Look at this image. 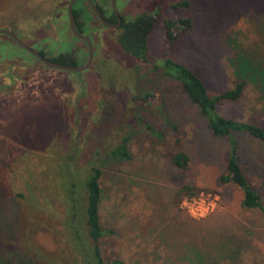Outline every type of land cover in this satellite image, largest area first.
I'll list each match as a JSON object with an SVG mask.
<instances>
[{"label":"rangeland","instance_id":"rangeland-1","mask_svg":"<svg viewBox=\"0 0 264 264\" xmlns=\"http://www.w3.org/2000/svg\"><path fill=\"white\" fill-rule=\"evenodd\" d=\"M38 1L0 0V29H6L11 19L39 16ZM41 1L46 2L49 13L52 0ZM61 1L65 7L67 0ZM180 1L187 6L169 8V4ZM97 2L104 7L107 0ZM118 7L125 18L157 9L170 20L188 16L191 28L175 46L166 42L158 22L147 38L148 52L156 59L169 58L187 66L209 94L221 93L237 82L228 65L236 55H242L246 62L264 63V0H119ZM88 15L84 20L93 19L90 12ZM61 21L65 23L63 13ZM97 33L99 37L106 31ZM32 38L27 43L42 40L40 49L46 58L75 42L66 38L65 32L55 36L49 29ZM29 47L36 50L34 45ZM79 47L77 62L81 63L85 52ZM0 56L23 57L27 65L39 64L2 34ZM41 68L46 72L35 81L31 69L24 72L29 79L21 85L20 94L0 81L4 87L0 95V132L12 134L4 138V148L0 141V264H8L6 256L12 252L10 244L18 227L20 202L13 198L12 191H25L22 170L13 156H7L8 151L12 152L11 147L18 143L26 142L28 146L30 137V161L39 165L41 151H46L49 144L53 149H66L74 127L86 135L81 160L95 164L101 171L100 221L105 235L100 246L104 259L122 264H264V215L257 209H243L241 192L219 183L228 146L224 139L210 135L197 109L173 80L133 64L113 44L99 43L94 63L79 74ZM0 71H5L2 64ZM146 93L158 95L160 100L153 98L148 106L137 100ZM91 112L89 121L82 120ZM217 113L264 129V89L249 81L241 98L219 104ZM122 136L127 137L128 157L116 161L108 151ZM233 137L237 143L236 161L264 207V146L243 133H234ZM36 142L40 145L37 148ZM8 145L10 149L6 150ZM174 150L188 156L185 170H176L170 164L168 155ZM30 169L37 170L34 166ZM183 184L206 190L195 198L209 197L213 201L203 217L191 218L180 208L181 202L177 209L172 207L173 192ZM27 218L22 230L29 233L34 226ZM30 241L51 247L45 232H37ZM209 243L214 244L212 249ZM192 247L197 248L198 257ZM52 250L50 257L55 262L67 264L66 255ZM30 260L35 261L24 262Z\"/></svg>","mask_w":264,"mask_h":264},{"label":"trees","instance_id":"trees-1","mask_svg":"<svg viewBox=\"0 0 264 264\" xmlns=\"http://www.w3.org/2000/svg\"><path fill=\"white\" fill-rule=\"evenodd\" d=\"M168 6L177 10L185 8L187 3L180 1ZM158 22L162 24L164 38L170 46H175L191 28L188 16L170 20L158 9L149 13L141 12L123 17V23L114 37L116 47L133 64L143 65L178 85L184 98L197 109L210 135L224 139L228 146V156L224 172L218 178L219 183L232 185L241 192L240 205L243 209H257L264 215L259 194L251 189L236 161L237 143L233 137L234 133H243L264 146V129L250 122L224 118L217 113L219 104L238 101L249 81L264 89V63L246 62L242 55H236V58L228 61V65L237 82L221 93L209 94L202 81L187 66L169 58L156 59L149 54L147 38ZM51 61L76 65L74 58L67 53L59 54ZM153 98L160 100L158 95L152 96L149 93L137 100L148 106ZM92 113L83 115L82 120L89 121ZM167 125L175 129L168 121ZM85 142V133L80 134V130L74 127L69 132L68 146L64 151L53 149L49 144L46 151H41L39 157L42 161H39V165L30 161L31 150L30 154L27 153L29 158L26 163H22V159L15 161L25 178L21 180L25 191H12L13 198L20 202V214L18 227L12 237L15 239L10 244L12 252L9 257L6 256L8 264H58L50 257L51 249L66 255L67 264H122L119 260L104 259L101 253L100 244L105 235L100 221L101 171L95 164L81 160ZM126 143L127 137L122 136L119 143L108 151V156L116 161L127 158ZM175 144H179L177 139ZM168 159L172 167L180 171L185 170L189 164L188 156L178 150L172 151ZM32 166L37 170H31ZM26 172H29L27 176ZM201 191L206 190L185 184L177 187L171 198L172 207L177 209L180 202L197 197ZM27 217L34 226L29 233L22 230V224L27 223ZM37 232L49 235V249L34 241L27 242ZM212 245L214 246L209 243L211 249ZM192 248L198 257L197 248ZM29 259L35 261L24 262Z\"/></svg>","mask_w":264,"mask_h":264},{"label":"flooded vegetation","instance_id":"flooded-vegetation-1","mask_svg":"<svg viewBox=\"0 0 264 264\" xmlns=\"http://www.w3.org/2000/svg\"><path fill=\"white\" fill-rule=\"evenodd\" d=\"M69 1L70 0H67L65 7H63V2L61 0H52L50 2L52 9L49 13H47L46 7L44 6V5H46V2H44V4H43L42 1L39 0L38 4H39V7L41 8L39 16L37 15L36 17H29L28 19H17V18L11 19V20H9L8 27L6 29H3V30L8 31L10 34L15 36L20 42H22L25 46H27L30 50L34 51L35 53H37L38 55H40L41 57H43L44 59H46L48 61H51V59L56 58L59 54L67 53L72 58H74L75 63H76L75 66H82L87 61L88 51H87V46H86L85 42L83 40L75 38L71 34L69 21H68V13H67V5H68ZM90 1L93 3L94 7L99 12L100 17L103 19V21L105 22L107 27L101 24V22L98 20L97 16L94 14V11L92 10L91 6L89 5V3L86 0H77L71 6L72 25L74 27V30L78 34L85 36V37H88L90 42H91L93 55H92L90 66L88 68H90L92 66V64L94 63V57L97 53V47H98L99 43L100 44L102 43V45H105V44L115 45V43H114L115 34L119 31V29L123 23V16L119 12L120 9L118 7V1L119 0L114 1L115 11L112 9L111 0H107L104 7H101L99 5V3L97 2V0H90ZM88 11L91 13L93 19L84 20L86 15L89 16ZM62 13H63V17L65 18V23H63L61 21ZM92 23H94V24L92 25ZM46 29L51 30L55 36H57V35L61 36L62 33L65 32L66 38L69 37V38L75 39V42L71 43V46L69 48H66L65 50H63V52H59V53H57V55H55L53 57L49 56L50 58H46L40 49L42 47V40L39 42H37V40H36L35 44H30V42L27 43V40H32L33 39L32 37L35 35H41L43 30H46ZM91 30H93L94 35L92 34ZM99 30H105L106 31L105 35L100 33V35H99L100 39H99L98 33H97V32H99ZM95 31H97V32H95ZM4 36H6V35H4ZM6 37L8 38V40L11 43L19 45L11 37H9V36H6ZM99 41H102V42H99ZM55 42H57L56 39H55ZM29 45L30 46L34 45L36 50L31 49L29 47ZM60 45L61 44H59V46ZM80 45L83 47L84 52H85L84 60L81 63L77 62V52L80 51V47H79ZM21 49L23 51H25L22 47H21ZM25 52L27 54L31 55L27 51H25ZM31 56L34 59H36L37 63H39V64L33 63L31 65H27L25 62V59L23 57H17L16 59L15 58L10 59V58H7L5 56H0V61L3 62L0 64L5 66V71L3 73H2V71H0V81H2L3 84L6 83V84H9L8 86L15 87L17 89L16 94L21 93V91L23 90L22 89L23 87H21V85L23 84L25 86L27 79H29L28 74L24 73V72H26L28 69H31L32 70L31 76L33 74H35V76H36L35 77L33 75L35 78H32V77L31 78L33 81H35L36 79H39L41 77V75L44 74V72H46V70L42 69L41 67L48 68V67L44 66L36 57H34L33 55H31ZM51 62H53V61H51ZM54 63H56V62H54ZM68 66H70V65H68ZM87 69H85V70H87ZM84 71H82V72H84ZM79 73H81V72H78V74ZM3 88L4 87L1 84L0 85V95H1V90ZM15 92L16 91H13L10 93H15ZM26 124H27V119H26L25 123L23 124L24 130H27L25 127ZM11 136H12V134H10V133L5 134L3 132H0V139H1L0 141L2 143H4L2 145L3 148L5 147V143H6L4 138L11 137ZM29 138H28V146H26V142H25V144L18 143L19 146L11 147L13 151L12 152L8 151L7 156H9V158L11 156H13L14 161H17V159H19V161H20V159H22L23 162L27 161L29 158L27 153L30 154V150H27V147H28V149L30 148ZM42 140L43 139H40V141H42ZM34 144H35L34 147H36V148L40 146L37 144V142ZM11 146H12V144H11ZM9 149H10V146L8 145L6 147V150H9Z\"/></svg>","mask_w":264,"mask_h":264},{"label":"water","instance_id":"water-1","mask_svg":"<svg viewBox=\"0 0 264 264\" xmlns=\"http://www.w3.org/2000/svg\"><path fill=\"white\" fill-rule=\"evenodd\" d=\"M75 1H77V0H70L68 2V5H67V13H68V21H69V26H70L71 34L75 38H78L80 40H83L85 42L86 46H87V51H88L87 61L82 66H68V65H62V64H58V63H54V62L48 61V60L44 59L43 57H41L40 55H38L37 53H35L34 51L30 50L27 46H25L22 42H20L15 36H13L12 34H10L8 31L3 30V29H0V34L9 36L12 39H14L25 51H27L28 53H30L31 55H33L34 57H36L44 66H46L48 68L57 69V70H63V71H68V72H72V73L82 72V71H84L85 69H87L90 66L91 59H92V55H93V51H92V46H91V42H90L89 38L78 34L74 30V27L72 25L71 6H72V4ZM86 1L91 6L92 10L94 11V14L97 16V18L101 22V24L107 27V25L105 24V22L103 21V19L100 17L99 12L94 7L93 3L90 0H86ZM114 1L115 0H111V6H112V9L115 11Z\"/></svg>","mask_w":264,"mask_h":264},{"label":"built area","instance_id":"built-area-1","mask_svg":"<svg viewBox=\"0 0 264 264\" xmlns=\"http://www.w3.org/2000/svg\"><path fill=\"white\" fill-rule=\"evenodd\" d=\"M212 207L213 201H211L209 197L205 199L195 197L184 199L180 204V208L185 210L186 213L193 219L203 217V215L210 211Z\"/></svg>","mask_w":264,"mask_h":264}]
</instances>
